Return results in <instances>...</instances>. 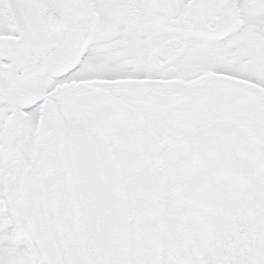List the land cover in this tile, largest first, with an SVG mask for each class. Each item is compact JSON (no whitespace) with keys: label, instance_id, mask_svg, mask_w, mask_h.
<instances>
[{"label":"snow or ice","instance_id":"1","mask_svg":"<svg viewBox=\"0 0 264 264\" xmlns=\"http://www.w3.org/2000/svg\"><path fill=\"white\" fill-rule=\"evenodd\" d=\"M0 264H264V0H0Z\"/></svg>","mask_w":264,"mask_h":264}]
</instances>
